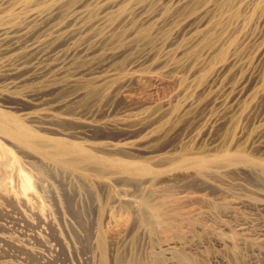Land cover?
I'll list each match as a JSON object with an SVG mask.
<instances>
[{"label": "rangeland", "instance_id": "obj_1", "mask_svg": "<svg viewBox=\"0 0 264 264\" xmlns=\"http://www.w3.org/2000/svg\"><path fill=\"white\" fill-rule=\"evenodd\" d=\"M77 1L11 0L0 13L14 22ZM173 1L116 11L160 13L149 43L127 29L100 50L97 37L77 39L95 52H60L58 68L28 78L29 54L0 57V264H264V150L253 144L264 0ZM109 2L81 11L94 18ZM108 57L119 70L100 82Z\"/></svg>", "mask_w": 264, "mask_h": 264}, {"label": "bare ground", "instance_id": "obj_2", "mask_svg": "<svg viewBox=\"0 0 264 264\" xmlns=\"http://www.w3.org/2000/svg\"><path fill=\"white\" fill-rule=\"evenodd\" d=\"M90 1L92 0L77 1L66 13L63 12V6H53L49 8L48 14L31 11L33 8H30L31 12L29 11L25 14L22 20H16L14 22H11L10 19L2 20L6 15L0 13V17H2L0 18V57L8 56L15 51H24V55L29 54L24 64L27 69L25 73L27 76H25V78H28V72L32 69H40L41 74L44 75L58 68L59 64L54 61V56L60 52H63L68 57H73L76 53L90 55L95 52L83 45L74 47L73 44L77 39L84 41L89 36L97 37L96 45L99 44L95 47V50H100L102 49L101 43L106 36H110L122 29H127V33L124 37L126 40H128L129 37L136 38V36H138L142 38L147 36L149 43L153 37L155 41L157 36H159L157 32L159 28H161V23L157 18L160 13H149L146 5H142L138 2L131 8L130 12L125 13L117 19V15L115 14L116 11L119 10L127 0H112V2L104 4L94 18H87L84 17V11L81 10L86 7V4ZM159 1H161L164 6L171 2V0ZM178 1L179 0H174L173 2ZM10 2L11 0H0V7L11 5ZM112 15L115 19L111 17ZM177 32L179 33V31ZM40 39L45 40V42H52V47L50 49L45 48V43ZM178 40L177 34L175 37H172L170 43L175 45ZM66 46L69 47V49L65 52L64 47ZM70 46L72 48H70ZM260 55H264V46L261 47ZM115 61L116 57H108L101 64L97 72L101 75L99 79L100 82L106 80L107 75L119 70ZM140 62L141 61L137 63L135 61L136 64H140ZM163 63L166 62L163 61ZM82 73L83 72H79L75 76ZM128 85V83L123 84L120 90H123ZM241 86L242 85L236 89L235 96H240L243 93V87ZM76 98L77 97L74 96L71 100L73 101ZM214 102L223 104L225 102V96L219 94ZM192 103L193 101H189L188 105ZM48 116L49 114L44 115V117ZM253 144L258 145L264 150V134L256 136L253 140ZM78 148L79 150L82 149L80 147Z\"/></svg>", "mask_w": 264, "mask_h": 264}]
</instances>
